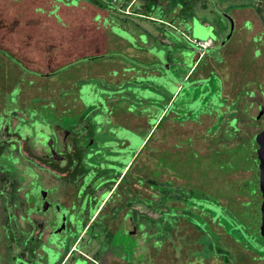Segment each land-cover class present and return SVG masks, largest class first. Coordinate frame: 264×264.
Here are the masks:
<instances>
[{"label":"rangeland","instance_id":"374dc122","mask_svg":"<svg viewBox=\"0 0 264 264\" xmlns=\"http://www.w3.org/2000/svg\"><path fill=\"white\" fill-rule=\"evenodd\" d=\"M73 1L71 5H75ZM116 1L121 13L139 9L156 19L131 15L120 28H110L117 38L129 43L123 50L116 45L105 51L99 49L91 57L71 60L67 71H50L48 75L71 81L63 86L67 87L62 96L65 106L47 103L48 99L58 100L53 95H42L20 107L14 105L16 109L4 102L0 112L1 218L6 224L3 203L6 194L13 191L25 200L20 209L7 205L8 210L25 216L34 206L41 212L37 210L31 217L38 221L42 218L47 226L43 230L29 224L32 234L25 243L21 232L13 227L12 238L0 243V253H4L0 264H18V258L8 263L15 255L28 264H99L100 257L104 259L100 264H264L263 214L252 205L253 200L251 204L241 201L242 195L252 196L249 181L241 180L253 149L245 133L253 124L246 123L248 115L244 110L255 109L250 91L264 94V0ZM94 2L111 9L101 0ZM232 10L235 14L249 12L250 17L235 24ZM153 31L171 41L160 44L152 38ZM192 38L210 44L199 48ZM153 48L158 53H152L153 57L146 55ZM76 64L77 69L73 68ZM96 64L98 69L93 68ZM206 68L208 77L198 80ZM221 81L225 90L232 87L235 98L221 97ZM78 82L83 106L76 102L73 92ZM16 93L15 90L10 94L11 103ZM171 94L169 105L165 106ZM3 98L8 100V95ZM161 107L166 109L162 113ZM14 111L23 120L18 118L15 127H6ZM124 111H128L126 118L120 117ZM173 113L178 115L176 121H170ZM146 114L151 119L145 120L149 117ZM200 114L204 115L197 121ZM239 115L243 119L236 123ZM230 117L233 119L228 121ZM10 131L20 140L8 134ZM122 139L128 141L125 147ZM115 154L122 157V167L134 159L129 168L132 182H136V176L143 181L131 189L138 192L137 198L160 210L154 211L141 202L129 207L141 216L156 219L161 228L159 235H164L158 247H154L156 243L152 246L151 240L146 242V228L143 236L138 233L141 228L134 225L133 216L128 215L127 222H123L122 211L109 222L110 230L120 228L114 230L113 239L103 237L101 232L92 237L103 227L101 223L109 208L122 200L123 183L107 201L103 199L114 183L98 186L94 195L104 190L107 193L95 200L94 213L93 207L89 208V215L93 213L90 217L97 214V218L92 222L89 218L79 219L87 197L81 193L82 186H96L105 177L89 169L110 168L105 164L114 160ZM57 155L62 161L60 157L53 158ZM71 157L73 162L64 167ZM74 172H88L77 198L74 189L79 177ZM148 182L157 184V190L148 187ZM166 191L172 197L167 201ZM70 204H74L73 214L67 218L71 227L64 228L65 208L61 206ZM46 212L49 216H45ZM14 216L13 212L8 220ZM144 222L145 218L143 225ZM20 224L25 228L28 221L22 218ZM40 229L43 235L39 234ZM126 233L137 243L133 259L104 256L113 249L114 240L120 243L127 239ZM4 235L0 228V239ZM47 245L58 252L50 255ZM209 246L225 249L226 263L212 256ZM140 252L142 255L134 258ZM125 254L128 257L129 253Z\"/></svg>","mask_w":264,"mask_h":264},{"label":"crops","instance_id":"0c3cea01","mask_svg":"<svg viewBox=\"0 0 264 264\" xmlns=\"http://www.w3.org/2000/svg\"><path fill=\"white\" fill-rule=\"evenodd\" d=\"M72 1L73 0H0V112L4 110L5 101L8 102L7 104H9V107L16 109L14 105L19 107L23 106L22 103L39 100L40 98L37 97H41L42 95H53L55 98H58L57 101L48 99L46 102L49 104L64 105L62 96L66 93L65 88L67 87L63 86H67L71 81L59 79L58 76L48 75L51 73L50 71H55V74L67 71L71 68L68 65L71 60L78 57H91V55L99 51V49L105 51L113 47V45H116L123 50L129 43L120 37L117 38V36L111 32L110 28L114 26L120 28L126 21V18L131 15H134L136 18L144 17L149 21H155L156 19V17L150 14L145 15L143 10L139 9H134L129 14H126L125 12L121 13L113 6H109V4L108 6L111 7V9L103 6L101 7L96 4L94 0H74L73 2L75 5H71ZM116 3L119 6L120 3ZM132 3L131 6L134 5V3ZM231 16L235 24L242 20L245 21L247 17H250L249 12L237 11L235 14L234 10L231 11ZM159 20L163 19L159 17ZM164 21L166 20H163V22ZM122 30L124 31L123 28ZM150 34H152V38L157 39L160 44H167L171 41L160 32L153 31V33ZM192 39L194 40V38ZM152 53H158V49L153 48L149 53L147 52L146 55L153 57ZM78 64L74 65L73 68L77 69L80 65ZM93 68L98 69L99 66L96 64ZM203 72L204 75H201L198 80H205L208 77L209 69L206 68ZM79 83L80 82H78L73 92L76 96V102L83 106L79 99L81 95L77 92V90L80 89ZM222 83L221 81V97L227 98L230 95L231 97L227 98L228 100L235 98L232 87L226 88L225 90ZM15 90L17 96L14 102L11 103L10 94ZM173 94L166 100L165 106L169 105ZM5 95H8V100L3 98ZM199 100L201 99L199 98ZM40 102L44 103L45 101L40 100ZM239 102L240 104L242 103L241 98ZM155 104L158 105L157 103ZM165 110V107H161L160 111L162 113ZM124 113L125 114L120 117L124 116L126 118L128 111H124ZM203 115L204 114L198 115L196 118L197 121H200ZM146 116H149V114H146L145 117ZM177 116V114L173 113L170 121H176ZM205 117L208 116L205 115ZM241 117L242 116L239 115L237 118L240 119ZM18 118L23 120V117L16 113V111L11 112L6 127H15L19 120ZM232 118L233 117H230L228 121ZM147 119H151V117L145 118V120ZM178 122L180 121L178 120ZM154 125L153 123L149 127L152 128ZM10 132L11 133L8 134L15 135L19 139L16 133ZM123 143L125 144V142ZM132 157L133 155L130 157V160ZM127 165L128 163L123 167L122 172ZM123 222H127L126 218ZM1 238H3V236ZM0 243L3 244L1 240ZM74 243H76V241ZM48 249L55 248L46 246V250ZM56 252H58L57 249L54 250V253ZM41 253L47 257L45 252L41 251ZM2 255H4V253H0V256ZM11 259L9 263L13 262V256Z\"/></svg>","mask_w":264,"mask_h":264},{"label":"trees","instance_id":"16d2710c","mask_svg":"<svg viewBox=\"0 0 264 264\" xmlns=\"http://www.w3.org/2000/svg\"><path fill=\"white\" fill-rule=\"evenodd\" d=\"M108 5V4H107ZM111 6V5H109ZM112 7V6H111ZM163 117V116H162ZM161 117V118H162ZM161 120V119H160ZM160 120L157 122V124L155 125L154 128H156L160 122ZM133 161L134 159L127 165V167L125 168L121 178H120V182L119 184L123 183V186H122V195L123 197H125L124 201H126V203L123 205L122 202H119V204H114L112 205L110 208H109V212L106 214V216H104V219L102 221V225L103 227L100 228V231L97 232V235L95 236H92L93 238H96L99 233L101 232V235L103 237H111V239H113V234H114V230L118 231L120 228L116 227L114 230H110V226H109V222L114 219V217H116L119 213V211L121 209L124 208V206L126 207V215H125V218H127L128 215H131L133 216L135 219H133V223L134 225L136 226H140L141 230H139L138 233H140L141 236H143V229L146 228L148 230V234L147 236L145 237L146 239V242L150 241L151 245L153 246L154 243H156L157 245H154V247H158V245H160V241L159 239L162 238L163 236H160L159 233H160V227L156 224L157 221L156 219H153L149 216H146V215H139L135 212L132 211V209H130V204L136 202H141L142 204H144L145 206H147L148 208H152L154 211H157L159 212V208L158 207H155V205L151 204H147L145 200L143 199H140V198H137L138 196V192H135L133 189H131V186L132 185H135V184H141L142 181H143V178L142 177H134V179L136 180V182H132V178L130 177L131 174H129V168L131 167V165L133 164ZM73 162V159L72 157L69 159V162L68 163H72ZM133 176V175H132ZM152 176V175H151ZM154 176V175H153ZM156 176V175H155ZM131 178V179H130ZM148 187L149 186H156L157 184H154L153 182L152 183H147ZM155 188V187H154ZM156 189V188H155ZM157 190V189H156ZM168 190V189H167ZM24 194V193H23ZM158 196V195H157ZM20 196L18 194L14 195L13 194V191H11L10 193L6 194L5 196V201L3 203V205L5 206L4 211H6V214H7V223L4 224L3 223V219L1 218V213H0V228L2 229L3 232H5V235L3 236V238H1L0 240L2 242H4L6 239H11L13 234H12V228L13 227H16V230L18 232H21L22 236H23V243H25L26 241H28L29 237L31 236L32 234V231L30 229V225H33L35 227V225H38V228H43L44 230V227L47 226V224L45 222H43L41 219H39V221L35 218H32L31 217V214H34L35 212H38L40 210H38L36 207L32 206L31 209L32 211H28L29 214H25V216H22L21 214H18L16 211V209H20V206L23 205V200H25V198L23 196H21V199H19ZM172 197H171V194H170V191H166V194H165V200H170ZM101 199V198H100ZM109 199V198H107ZM107 199L105 201H107ZM104 201V202H105ZM1 204V203H0ZM7 205H10L11 207H13V212L15 214V218L13 217L10 221L8 220V217L11 216V214L13 213L12 211L8 210V206ZM96 203L94 204L93 207V213H94V208L96 207ZM16 207V208H15ZM38 210V211H37ZM1 212V211H0ZM41 212V211H40ZM130 212V214H129ZM162 212V211H161ZM90 216H92V213L91 215H88V217L90 218ZM137 217H139V221H137ZM22 218L26 221H28V225L27 227L23 228L20 224V221L22 220ZM97 218V214L94 216L93 219H91V222ZM143 218H145V225H143ZM140 219H142V221H140ZM90 222V223H91ZM147 223V224H146ZM142 224V225H141ZM89 226H87L88 228ZM170 227V226H168ZM22 228L24 230H22ZM165 230V229H164ZM42 233L43 235V232L41 231V229L39 230V234ZM135 233V232H134ZM164 233V231H163ZM126 238L127 239H123V242L121 240V242H116L114 240V243H116L113 247L112 250H110L109 252H107L104 256H113V258H117L118 256L120 257L121 260H128V261H131L133 259V251L134 249L137 247V243H136V240L133 236H131V234L129 233H126L125 234ZM155 236V237H154ZM156 239V240H155ZM126 240V242H125ZM210 247V250L212 251L213 255L212 256H216V258H221L222 261H224L226 263L227 261V251L219 246H209ZM126 252L129 253L128 257H126ZM142 254L141 252L138 253L136 256H134V258H138L140 257ZM5 258V257H4ZM19 259L20 261H18V264H23L24 263H27L28 264V261L26 260H23L20 255H15L13 256V261L15 259ZM6 261V260H5ZM99 262V264L101 262H104V259L103 258H98L97 260ZM107 261V260H106ZM8 262V261H7ZM9 263V262H8ZM6 264V263H5ZM98 264V263H97Z\"/></svg>","mask_w":264,"mask_h":264},{"label":"flooded vegetation","instance_id":"af4514ba","mask_svg":"<svg viewBox=\"0 0 264 264\" xmlns=\"http://www.w3.org/2000/svg\"><path fill=\"white\" fill-rule=\"evenodd\" d=\"M251 93H252V98H253L251 102H252V105L255 107V109L254 110H244V113H246L248 115L246 118L247 119L246 123L251 122L253 124L252 129L247 130V132L245 131L248 140H250L251 143H253L252 144L253 149H252L251 156L248 155V157H247L248 164H249L248 170L246 172H244V174L242 173V176H241V180L249 181V184H251V188H252L251 189V191H252L251 195L252 196L242 195L241 201L244 203H250V204H251V201L253 200V195H256L257 191L259 192V187L261 186V183L264 184V180L261 179V176L259 174L260 167H263V169H264V94L262 91H259V92L250 91L249 94H251ZM241 119H243V118L242 117L240 119L236 118V120H237L236 123H238V121H240ZM67 134L68 133L65 134V137L67 136ZM123 142H125V144H123L124 145L123 147H125L128 144V141L122 139L121 144ZM58 153H60V152H58ZM68 158L69 157H67V159ZM112 158H114V160H110V161L108 160L105 164V165L110 166V168L104 167L103 169H101V168L97 169V168L92 167V169H89V172L92 171L93 174L94 173L95 174H101L102 173V175L105 176L103 179L98 181V184L96 186H94V184H91V183H89V186L87 188L82 186V184L84 183L85 177H87L88 172H80L79 174H77V172L73 173V174H77L79 177V182L76 184L75 189H74L76 191V192H74V194L76 195V198L78 196V192L81 190L80 189L81 186L83 187L81 190V193H85L84 198L87 195L86 202H85L86 203L85 204V210L82 212V214H80V216L78 214H76L77 216H79V219L89 218L88 215H89V208L92 207L91 204L94 205L95 200H98L99 197H101V196L104 197L103 195L107 193L106 190H104L103 192H101L97 196H96V194L94 195V193H92V192L96 191V188L98 186H100V185L107 186L108 184L111 185V183H114L113 187L110 189V191L107 193V195L105 196V198L103 200L110 198L111 195L113 193H115V190H116L117 186L119 185L120 178H121L124 171L123 172H122V170L116 171L117 168H119L120 166L122 167V163L120 162V161H122V157L120 156V154H115L114 156L112 155ZM66 164H68L67 161H65L63 166L65 167ZM118 175H119V177H118ZM241 188L244 192L245 187L243 186ZM116 196H118V194H115V197ZM124 199H125V197H123L122 200H120V202H122L123 205L126 203V201H124ZM253 204L257 210L262 212L263 217H264L263 209L260 206L256 205L255 203H252V205ZM73 206H74V204L73 205L70 204L69 207H67L65 205L63 207L61 206V208H65L64 209L65 212L63 213V216L65 217V224H64L65 227L64 228H67V226H68V228L71 227L70 223L67 221V218L71 217V215L73 214ZM59 208H60V206H59ZM120 211H122L120 218H121V220L125 221V215L127 212L126 207L124 206V208L121 209ZM52 212H53V210L51 211V213ZM48 214L49 213L46 212L45 216H49ZM92 215H93V213H92ZM93 218H94V216H93ZM93 218L90 217L89 219L91 220ZM52 222H54V219ZM47 247H53V246L47 245Z\"/></svg>","mask_w":264,"mask_h":264},{"label":"water","instance_id":"95a60500","mask_svg":"<svg viewBox=\"0 0 264 264\" xmlns=\"http://www.w3.org/2000/svg\"><path fill=\"white\" fill-rule=\"evenodd\" d=\"M58 157H60V156L59 155H57V157L53 156L54 159L55 158L58 159ZM61 161H62V158H61ZM259 171H260L259 174L261 176V179L264 180V169H263V167H260ZM253 201L256 205L260 206L264 211V184L263 183H261V186L259 187V192L257 191L256 195H253ZM64 212L65 211H63L62 214ZM48 250H49L48 252L50 253V255L54 254V251H52L51 249H48ZM46 256H47V253H46Z\"/></svg>","mask_w":264,"mask_h":264},{"label":"built area","instance_id":"2783aa9c","mask_svg":"<svg viewBox=\"0 0 264 264\" xmlns=\"http://www.w3.org/2000/svg\"><path fill=\"white\" fill-rule=\"evenodd\" d=\"M101 1L106 3V4L113 6L114 8L119 10V7H118V4L116 3L117 2L116 0H101ZM127 8H128V6H127ZM193 41H194V44L196 46H198L199 48H205L207 45L210 44V42H208V41H197V40L196 41L193 40Z\"/></svg>","mask_w":264,"mask_h":264}]
</instances>
